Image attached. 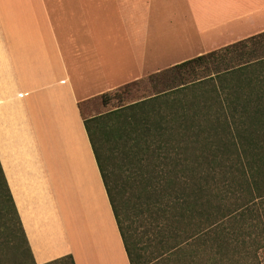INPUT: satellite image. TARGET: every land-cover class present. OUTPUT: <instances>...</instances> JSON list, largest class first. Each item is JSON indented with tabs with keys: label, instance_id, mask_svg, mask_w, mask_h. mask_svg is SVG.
Masks as SVG:
<instances>
[{
	"label": "crops",
	"instance_id": "1",
	"mask_svg": "<svg viewBox=\"0 0 264 264\" xmlns=\"http://www.w3.org/2000/svg\"><path fill=\"white\" fill-rule=\"evenodd\" d=\"M264 31V0H0V162L37 264H130L81 108Z\"/></svg>",
	"mask_w": 264,
	"mask_h": 264
},
{
	"label": "trees",
	"instance_id": "2",
	"mask_svg": "<svg viewBox=\"0 0 264 264\" xmlns=\"http://www.w3.org/2000/svg\"><path fill=\"white\" fill-rule=\"evenodd\" d=\"M142 87L84 116L130 264H262L264 31L114 95ZM0 264H37L1 162Z\"/></svg>",
	"mask_w": 264,
	"mask_h": 264
},
{
	"label": "rangeland",
	"instance_id": "3",
	"mask_svg": "<svg viewBox=\"0 0 264 264\" xmlns=\"http://www.w3.org/2000/svg\"><path fill=\"white\" fill-rule=\"evenodd\" d=\"M144 81H146V80H144ZM123 87L124 86H122L118 89H121ZM116 90L110 92L112 95V99H111L110 103H108V104L103 103L102 97H96V98H93V99H90L88 101L83 102L81 105V108H82L84 116L86 118H90L92 116L107 112L111 109L116 108V106H118L121 103H128V102H131L133 100L138 99L146 91L143 87L138 89V90L133 89V91L126 94L123 98H119V97H116L114 95ZM10 257L13 260V262H15L17 260V258L13 254L10 255ZM261 261H262V264H264V251L262 252Z\"/></svg>",
	"mask_w": 264,
	"mask_h": 264
}]
</instances>
